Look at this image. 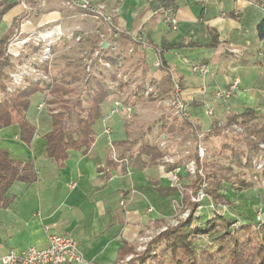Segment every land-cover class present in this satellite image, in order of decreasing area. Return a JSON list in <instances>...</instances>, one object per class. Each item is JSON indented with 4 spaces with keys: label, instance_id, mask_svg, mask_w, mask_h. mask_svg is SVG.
Wrapping results in <instances>:
<instances>
[{
    "label": "crops",
    "instance_id": "crops-1",
    "mask_svg": "<svg viewBox=\"0 0 264 264\" xmlns=\"http://www.w3.org/2000/svg\"><path fill=\"white\" fill-rule=\"evenodd\" d=\"M7 1L15 4L0 19L3 23L0 37L10 30L12 35L18 16L23 14L20 3ZM26 1L33 10L29 12L32 24L23 26L28 31L37 24L60 23L65 37L59 40H67L72 34L80 35L81 39L108 37L107 26L101 19L79 10L71 13L64 0ZM99 1L121 32L141 34L150 43L147 49L138 45L137 51L141 53L151 86L158 90L163 85L166 70L153 67L159 54L180 83L189 111L193 107H211V116L203 110L204 113L197 112L187 120L198 129L212 130L209 140L222 138L216 131L229 115L247 107L254 108L257 114L264 111V37L258 38L256 32V25L264 16L261 0H170L172 6L166 8L161 5L162 0ZM167 8L173 9L174 28L164 21ZM207 27L216 30L218 44L214 47L205 45L210 40ZM110 38L114 42V37ZM163 41L203 46L170 48L161 54ZM103 44L105 48H101L107 49L111 43L99 41V45ZM195 62L203 63L207 72H193ZM234 77L239 79L234 94L228 99H216L215 89L228 85ZM115 98L113 93L103 103V114L93 126L94 141L89 150L86 153L71 150L62 163L46 156L43 136L50 129V116L40 109L42 101L37 105V100L34 103L31 100L26 113L36 127L29 145L18 141L16 118L0 129V147L18 161L32 162L37 175L32 183L15 181L9 188L12 202L0 208V257L11 249L44 247L48 235L62 234L77 242L86 264H119L122 246L141 251L147 242L142 239L152 238L147 233L164 225L162 218L169 210V197L176 191L159 192L158 188L172 184L158 164L140 168L127 158L141 141H155L149 131L143 134L145 139L140 136L131 139L128 128L121 126L115 115L108 116L117 102ZM125 140L127 143H122ZM148 208L154 212L148 213ZM131 256L126 254L124 260Z\"/></svg>",
    "mask_w": 264,
    "mask_h": 264
},
{
    "label": "trees",
    "instance_id": "trees-1",
    "mask_svg": "<svg viewBox=\"0 0 264 264\" xmlns=\"http://www.w3.org/2000/svg\"><path fill=\"white\" fill-rule=\"evenodd\" d=\"M261 3L264 8V0H261ZM14 4L0 0V19ZM161 5L165 8L172 6L170 0H162ZM171 10L173 12L172 8ZM206 29L210 34V40L205 45L216 46L218 44L216 30L211 27ZM256 32L258 38L264 37V16L256 25ZM11 33V30L7 31L0 37V129L11 125L16 118L18 138L29 145L35 135L36 127L28 120L26 113L31 97L42 92L46 96L45 102L54 105L49 111L50 129L43 136L46 156L62 163L71 150L86 153L94 141L93 126L103 114V103L114 93V90L105 84L101 76L87 71L86 64L80 61H67L53 73L50 82L29 81L23 88L6 91L7 76L4 69L9 66V62L4 56V45ZM113 39L118 47V54L102 56V59L112 64H115L120 53L126 52L129 45H133L134 50L138 47V44L123 32ZM148 44L150 45L149 42ZM185 46L203 45L194 42L184 44L163 41L159 51L162 54L167 49ZM105 51L106 49H100L102 53ZM99 58L101 57L97 56L94 63ZM46 66L44 63L45 68ZM163 79L164 86L161 85L157 90L160 99L170 97L171 93L169 73L166 72ZM187 125L191 135L196 138L197 126L188 122ZM232 125H236L245 134L231 129ZM172 127L171 125L169 130ZM211 131L209 129L204 132V141H209V137L212 136ZM216 133L223 138L219 146L221 153L227 152L238 164L244 163L251 167L253 157L263 151L259 144L264 145V111L257 114L254 108L247 107L240 113H233L227 117L223 126L218 127ZM124 142L127 143L126 140L122 143ZM136 142L137 140H134L133 144ZM134 152L128 154L127 158L140 168L156 165L164 156L163 150L156 143L148 140L141 141ZM194 159L198 169L206 170L207 160L200 159L197 151ZM36 178L32 162L18 161L11 157L7 149L0 147V208H5L12 202L13 196L9 193V188L15 181L32 183ZM227 182H230L232 188L237 190L242 188L233 185L231 181ZM221 183L217 180L211 190L213 183L209 182L208 185L207 174L196 173L189 188L193 194H196L198 188L204 184L206 195L212 196L214 202L221 199L227 201L226 195L217 191ZM240 183L246 185L244 181ZM158 190L160 193L171 194L177 189L174 185H170ZM187 204L188 215L178 220L175 225H167L163 231L152 236L143 250L136 251L133 246H122L119 264H264V218L256 219V210H242L240 214L244 216L243 221L238 226L232 227V221L227 216H222L215 210L210 216L200 215L196 211L197 203L188 197ZM203 235L208 236L209 239L196 244V240ZM126 254L132 256L124 260Z\"/></svg>",
    "mask_w": 264,
    "mask_h": 264
},
{
    "label": "rangeland",
    "instance_id": "rangeland-1",
    "mask_svg": "<svg viewBox=\"0 0 264 264\" xmlns=\"http://www.w3.org/2000/svg\"><path fill=\"white\" fill-rule=\"evenodd\" d=\"M65 8L71 11V13L78 11L76 9ZM2 24L0 23V32L3 29ZM31 24L32 21L29 25ZM48 26H59L64 32L60 23L53 25L44 23L35 25V27L29 31L27 28L23 27L22 31L24 34H22L20 38L25 37L27 34H31L34 30H42ZM63 36L65 37V35H62V38ZM72 36L74 40L75 34H72L69 39L57 40L53 44L51 48L49 71L48 63H45L47 65L46 68L44 64H41L39 66L41 70L39 69V71L44 73H40V75L49 72L52 77L53 73L56 72L58 68H61L67 61H80L82 64L90 63L89 72L97 76L99 75L104 79L103 81L105 84H107L110 89L114 90L116 95L115 99H117L118 102L123 105L131 106L132 109L130 113L121 115V112H123L122 110L115 114L119 124L121 126L125 125L128 128L131 139H135L136 136L145 139L146 137L144 138L143 134L145 131H149L153 137L152 140L155 141V143H159V147L164 152V156L159 159L158 165L165 174L168 175L169 183L173 184L177 189L176 192L169 197V210L166 212V216L162 218L165 226L175 225L178 220L188 215L189 205L187 204V197L190 198L191 201L197 203V213L200 215L208 214L210 216L213 210H215L222 216H227L229 220L232 221V227L238 226L240 222L243 221L244 216L240 214L242 210H256V219L264 218V148L262 152H259L258 155L253 157L251 167L244 165V163L238 164L227 152L221 153L219 151L222 139L220 136L211 138L209 142L204 141V131L208 128L199 127L195 134L196 138H194L193 135H191L187 123L179 120L172 114L168 106L169 97L167 96L166 99H160L157 89L151 86V83L147 80L145 75L147 69L142 61L141 53L137 51V49L134 50L133 45H129L126 52L120 53L116 58V62L121 64L119 68L112 66L116 63H111L112 67L107 68L101 65L99 60H96L97 62L95 61V63L94 60L96 59L95 52L101 49L99 41L107 40L108 42L110 41L111 44L114 43L110 40L109 34L108 37L103 36L99 38L101 40H94L93 38L91 39L84 36L83 39L73 41ZM10 39L11 37L9 40ZM9 40L4 45V56L9 62V66H6L4 69L7 76L5 89L9 84L8 74L13 69L14 63H20V65L25 64V61H28L31 55H37V52H39V50H37L38 48H36L37 46L33 45V41L30 37L24 44L19 43V45L12 46V48H15V51L20 48V55L17 56V59L11 55L6 56V48L8 47ZM110 46L104 53L99 51L98 56L101 57V60H104L102 59L104 55L114 56L118 54L117 45L114 43L115 49H112ZM11 58L15 62L11 61ZM25 68L27 70L30 69L28 65H26ZM154 68L157 69V67ZM262 96L264 97V93ZM31 100L32 103L37 100V105L42 101L44 104L40 109L43 108L46 110L48 115L50 109L54 107V105L45 102L46 96L45 93L42 92L34 94ZM204 108L205 105L202 107L200 106V108L193 107L190 109V115L194 116L197 112L204 113ZM205 119L206 116L203 114V121ZM171 125L173 127L169 130ZM230 128L245 134L236 125H232ZM39 130L41 132L44 131L42 127H40ZM165 134L166 138H164ZM18 141L23 143L20 139H18ZM196 151L200 159L205 158L207 160L208 165L206 170L201 168V171V169H198L194 159ZM132 153L134 154L135 152ZM242 160H245V158H242ZM196 173H200L201 175L204 173L207 174L208 185L209 182L213 183L211 184V190L214 183L220 180L222 183L217 191L219 194L226 195L228 202L225 199L214 202L212 196L209 195L208 197L206 195L204 184L198 188L196 194H193L189 186ZM172 174L177 176L176 181L172 179ZM211 174L213 177H211ZM227 181L233 182V185L236 184L241 186V190L232 188L229 184L230 182ZM240 181H244L246 185L241 184ZM151 212L153 213L154 209ZM156 231L157 229L153 228L147 235L150 234L154 236L153 234L156 233ZM208 239V236L203 235L197 239L195 243L200 244Z\"/></svg>",
    "mask_w": 264,
    "mask_h": 264
},
{
    "label": "built area",
    "instance_id": "built-area-1",
    "mask_svg": "<svg viewBox=\"0 0 264 264\" xmlns=\"http://www.w3.org/2000/svg\"><path fill=\"white\" fill-rule=\"evenodd\" d=\"M15 1L21 4L23 8V14L21 16H18L16 20V25L13 33L14 35H12L11 39L9 40L5 55H11L15 59H17V56L20 55V48L15 51V48H12V46L17 44L19 45V43L24 44V42H26L30 37L33 41V45L37 46L36 48H38L37 50H39V52H37V55H31V58H29L28 61L26 60L25 64L22 65H20V63L17 64L11 58V61L15 63L13 69L8 74L9 84L6 87L7 91H12L17 88H23L29 81L44 80L46 82H50V73L47 72L40 75V73L44 72L39 71V66L41 64L43 65L44 63H48L49 71L52 45L57 40H59L62 35H65V33L59 26H48L42 30H34L31 34H27L25 37L20 38V36L24 34L22 31V27L31 23L29 12H32L33 10L30 8L26 0ZM64 4L67 8L76 9L89 14L94 18L101 19L107 26L108 34L114 38L117 37V35L121 32L113 22L111 16L105 12L104 4L99 0H64ZM171 11V8L165 9L164 21L168 24H171V27L174 28L175 20L172 17ZM129 36L135 43L140 46L141 49H147L148 47H150L147 40L141 34H134ZM79 39H81L80 35H76L74 37L75 41H78ZM110 47L112 49H115L114 43L111 44ZM99 51L95 52V57L98 56ZM98 60L101 65L107 68H110L112 66H116L119 68L121 65L119 62H115L116 64L112 65L111 62L107 60H101L100 58ZM26 65L30 67L29 70L25 68ZM153 65L154 67L166 70V72L170 75L171 93L168 100V106L170 107L172 114L181 121L189 120L190 111L188 104L182 97V88L180 83L176 78L172 76L170 70L164 65L159 54ZM89 69L90 63H86V70L89 71ZM191 69L193 72L199 74H205L207 72V67L203 63L199 62L193 63ZM238 85L239 79L237 77H234L228 85L224 87H217L214 91V97L221 100L228 99L238 89ZM43 104L44 103H40L39 107H43ZM131 109L132 108L130 105H123L117 101L109 110L108 116L115 115L122 110L128 114L130 113ZM205 113L207 115H211L212 110L210 106L205 107ZM259 145L261 148H264V145L262 143H260ZM172 179L176 181L177 176L175 174H172ZM147 211H152V208H148ZM165 228V225L161 226L156 233L163 231ZM149 238L150 237H146L145 239H142V241L145 242ZM0 264H86V262L83 259L77 242L73 238L62 234H50L47 238V244L44 247L29 246L19 250L11 249L0 257Z\"/></svg>",
    "mask_w": 264,
    "mask_h": 264
},
{
    "label": "water",
    "instance_id": "water-1",
    "mask_svg": "<svg viewBox=\"0 0 264 264\" xmlns=\"http://www.w3.org/2000/svg\"><path fill=\"white\" fill-rule=\"evenodd\" d=\"M101 47H102V48H105V47H104V44H103Z\"/></svg>",
    "mask_w": 264,
    "mask_h": 264
}]
</instances>
